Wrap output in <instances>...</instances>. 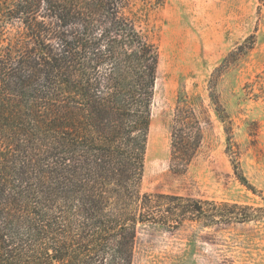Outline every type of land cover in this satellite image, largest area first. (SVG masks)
<instances>
[{
    "label": "trees",
    "instance_id": "1",
    "mask_svg": "<svg viewBox=\"0 0 264 264\" xmlns=\"http://www.w3.org/2000/svg\"><path fill=\"white\" fill-rule=\"evenodd\" d=\"M135 1L0 0L33 44L0 51V264H134L145 228L253 220L247 206L142 192L160 57L127 13ZM202 140L179 109L172 165Z\"/></svg>",
    "mask_w": 264,
    "mask_h": 264
},
{
    "label": "rangeland",
    "instance_id": "2",
    "mask_svg": "<svg viewBox=\"0 0 264 264\" xmlns=\"http://www.w3.org/2000/svg\"><path fill=\"white\" fill-rule=\"evenodd\" d=\"M127 13L160 57L142 192L247 206L253 219L145 228L134 264H264V0H137ZM12 14L0 16V51L33 46ZM35 14L47 21L43 6ZM181 108L193 111L203 140L177 170L172 128Z\"/></svg>",
    "mask_w": 264,
    "mask_h": 264
}]
</instances>
